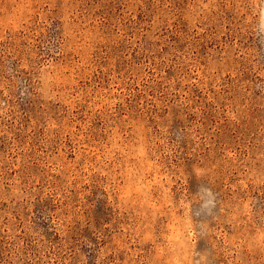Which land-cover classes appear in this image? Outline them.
<instances>
[{
	"label": "rangeland",
	"instance_id": "1",
	"mask_svg": "<svg viewBox=\"0 0 264 264\" xmlns=\"http://www.w3.org/2000/svg\"><path fill=\"white\" fill-rule=\"evenodd\" d=\"M0 264H264V0H0Z\"/></svg>",
	"mask_w": 264,
	"mask_h": 264
}]
</instances>
